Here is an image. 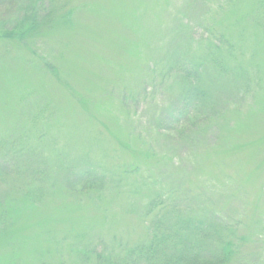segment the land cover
<instances>
[{
  "label": "rangeland",
  "instance_id": "1",
  "mask_svg": "<svg viewBox=\"0 0 264 264\" xmlns=\"http://www.w3.org/2000/svg\"><path fill=\"white\" fill-rule=\"evenodd\" d=\"M262 1L69 0L46 35L0 38V142L33 149L20 163L29 170L45 159L51 188L37 202L2 186L12 198L0 214L15 231L2 264H85L90 247L135 246L148 238L145 206L158 195L198 215H232V264H264ZM6 6L1 17L16 5ZM216 56L250 84L233 89ZM178 63L200 66L192 83L211 98L196 97L184 114L174 107L191 82ZM91 166L100 173L83 177Z\"/></svg>",
  "mask_w": 264,
  "mask_h": 264
},
{
  "label": "trees",
  "instance_id": "2",
  "mask_svg": "<svg viewBox=\"0 0 264 264\" xmlns=\"http://www.w3.org/2000/svg\"><path fill=\"white\" fill-rule=\"evenodd\" d=\"M49 2L51 7H41L44 5V0H0L1 11L4 10L6 4H8L6 7L12 6L13 3L16 5L12 7V14L0 16V25L2 26L0 38L25 43L30 33H37L45 28L46 31L41 32L42 35H46V32L53 28L56 13L62 8L68 7L69 0H56V3L55 0H49ZM261 5L264 10V0ZM261 15L263 16L261 20H264L263 13ZM60 18L58 22L67 23L68 13L60 14ZM257 29H261L262 31H260L264 35V22L257 23ZM220 51L219 47L218 53ZM231 52L233 51L231 50ZM34 53L36 55V52ZM214 61L220 74L227 76L229 82L232 79L233 89L250 84L251 79L247 72L241 69L237 72L236 66L228 63L222 57L216 56ZM41 62L47 71L57 72V67L54 65L47 61ZM175 68L179 75L191 82L180 95L177 104H175L176 107H174V110L183 113L196 97L207 95L205 101L209 96L205 88L192 83L196 77L195 73L200 72L199 65L189 68L187 65L178 63ZM209 99L211 98L209 97ZM211 105L213 106V103ZM174 110L172 109L171 112ZM48 115V109L44 108L32 118L33 123L38 125ZM34 157V150L26 148L21 143L5 144L0 142V205L4 203L1 201L3 196L7 198L5 202L12 198L8 196L7 190L9 189L5 190L2 186L11 187L25 196L30 193V199L37 202L45 199L44 196L50 193L51 188L48 184L50 176L48 178L45 159H40L38 167L32 170H29L25 163L20 164L24 158H27L29 162ZM59 164L63 166L62 169H68L62 162ZM94 173L100 172L93 166L81 172L85 178L91 177L89 174ZM25 177L39 181L37 189L29 192L28 189L22 191V181ZM211 198L212 196L209 195V201ZM170 200L171 196L158 195L146 203L145 218L148 225V238L145 241L127 249L107 246L100 248L98 245L90 247L88 253H83V256H86L85 264H232L233 261H236L240 255V245L238 246V241L233 237L235 219L231 218L232 215L228 217L211 212L209 216L205 214L202 216L182 203L173 206ZM1 212L0 249L3 243H8L12 234L14 238L15 233L14 222L9 213L7 215L4 209H1ZM1 262L0 259V264H2ZM41 264L51 263L43 260Z\"/></svg>",
  "mask_w": 264,
  "mask_h": 264
}]
</instances>
